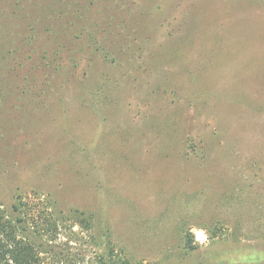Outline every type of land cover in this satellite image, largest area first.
Segmentation results:
<instances>
[{
	"label": "rangeland",
	"instance_id": "1",
	"mask_svg": "<svg viewBox=\"0 0 264 264\" xmlns=\"http://www.w3.org/2000/svg\"><path fill=\"white\" fill-rule=\"evenodd\" d=\"M35 193L39 264H264V0H0V206Z\"/></svg>",
	"mask_w": 264,
	"mask_h": 264
},
{
	"label": "trees",
	"instance_id": "2",
	"mask_svg": "<svg viewBox=\"0 0 264 264\" xmlns=\"http://www.w3.org/2000/svg\"><path fill=\"white\" fill-rule=\"evenodd\" d=\"M31 195L18 196L8 210L0 206V264H39L43 250L38 239L47 232L46 244L50 246L54 241L50 228L43 229L38 222L41 213L33 198L40 195ZM45 218L49 226L50 218ZM56 258L55 255L53 259ZM104 260L102 264H109ZM119 264L128 263L124 260Z\"/></svg>",
	"mask_w": 264,
	"mask_h": 264
},
{
	"label": "clouds",
	"instance_id": "3",
	"mask_svg": "<svg viewBox=\"0 0 264 264\" xmlns=\"http://www.w3.org/2000/svg\"><path fill=\"white\" fill-rule=\"evenodd\" d=\"M193 235H194V242L196 243H204V241L207 239L206 236L203 233V230H195L191 229Z\"/></svg>",
	"mask_w": 264,
	"mask_h": 264
}]
</instances>
